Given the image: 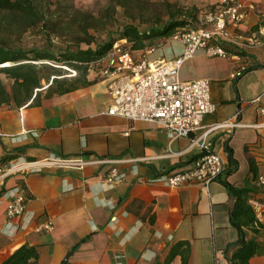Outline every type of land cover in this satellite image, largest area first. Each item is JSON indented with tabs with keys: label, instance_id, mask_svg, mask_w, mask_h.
Listing matches in <instances>:
<instances>
[{
	"label": "crops",
	"instance_id": "0c3cea01",
	"mask_svg": "<svg viewBox=\"0 0 264 264\" xmlns=\"http://www.w3.org/2000/svg\"><path fill=\"white\" fill-rule=\"evenodd\" d=\"M196 1L199 17L219 2ZM245 4L247 18L229 23L228 30L243 35L246 46L227 44L240 51L231 50L228 57L199 51L181 69L182 80L209 79L217 105L189 136L173 137L158 122L110 115L111 79L100 74L105 60L90 70L95 82L87 87L39 106L0 109L5 133L0 166L50 155L126 160L118 165L124 179L113 187L106 183L111 164L99 162L0 178V264L23 245L37 248V264H182L183 256L188 264H230L240 235L231 220L235 200L227 183L253 186L249 203H264V186L252 177L250 162L253 158L257 174H264V37L257 33L264 0ZM182 52L181 43L166 39L151 58L171 59ZM225 121L241 124L219 126ZM196 138L222 157L225 170L219 178L180 187L151 181L193 167L198 159L193 157L204 150L193 143ZM17 188L26 208L13 219L19 224L15 230L6 211L7 194ZM256 214L264 225V208ZM48 222L51 229L38 230ZM244 232L262 242L249 263L264 264V231L244 227Z\"/></svg>",
	"mask_w": 264,
	"mask_h": 264
},
{
	"label": "built area",
	"instance_id": "2783aa9c",
	"mask_svg": "<svg viewBox=\"0 0 264 264\" xmlns=\"http://www.w3.org/2000/svg\"><path fill=\"white\" fill-rule=\"evenodd\" d=\"M247 18L245 0H219L213 6L206 8L200 17L201 26L178 28L171 38L183 45V52L171 59H152L156 48L147 47L141 51L133 50L126 39L114 42L110 51L93 68L105 60L100 74L111 79L109 89L112 104L108 109L110 115H121L132 120L142 119L160 123L173 137L189 136L202 126L205 116L216 111L217 105L211 97V83L209 79L196 78L182 80L181 69L186 59L203 51L208 56L228 57L231 54L225 46L227 44L246 46L245 38L241 34L231 33L228 24H239ZM258 36L264 37V11L257 30ZM241 72H238L240 75ZM264 113V107L261 110ZM238 121H225L219 126L237 127ZM5 133L0 131V138ZM200 142L196 138L193 143ZM207 151L199 157L193 167L172 174L162 175L152 182H163L171 187L200 183L209 185L219 178L225 164L222 157L209 150L204 141L200 142ZM125 159L99 158L86 160L81 156L59 157L50 155L43 159L28 161L18 159L10 164L0 166V178L8 174H29L46 168L67 167L83 168L89 163L99 162L111 164L106 176V183L113 187L124 179L119 164ZM257 182L264 186V174H259ZM9 203L7 217L9 225L18 229L19 224L13 222L24 214L26 198L19 188L8 193ZM251 205L256 213L264 208V203L251 199ZM113 218L112 220H114ZM48 222L38 230L51 229Z\"/></svg>",
	"mask_w": 264,
	"mask_h": 264
},
{
	"label": "trees",
	"instance_id": "16d2710c",
	"mask_svg": "<svg viewBox=\"0 0 264 264\" xmlns=\"http://www.w3.org/2000/svg\"><path fill=\"white\" fill-rule=\"evenodd\" d=\"M133 0H118L128 8ZM168 18L156 17L151 21L126 23L114 30L106 27L98 30V22L88 12L63 10L61 0H0V109L42 105L45 99L70 93L95 82L89 79L90 70L112 48L115 41L126 38L133 50H143L155 39H169L178 28L195 27L200 8L197 4L178 5L164 1ZM132 12V11H130ZM144 11H140V14ZM65 14V15H64ZM141 20V17H140ZM16 21L23 31L38 30L42 35L39 44L25 46L13 42L3 33L4 23ZM74 34L65 42L53 41L52 35ZM86 44V46H84ZM229 51L232 47L225 46ZM240 52L239 50H234ZM9 62L8 65L3 63ZM207 150L195 155L201 157ZM234 161L233 150L229 149ZM251 172L257 180V167L253 158ZM234 198L232 222L239 229L238 248L231 256L230 264H250V258L262 245L256 238H248L244 227L255 234L264 231V225L249 203V192L254 187L227 183ZM38 251L34 246L23 245L14 251L2 264H37ZM182 264H188L183 256Z\"/></svg>",
	"mask_w": 264,
	"mask_h": 264
},
{
	"label": "rangeland",
	"instance_id": "374dc122",
	"mask_svg": "<svg viewBox=\"0 0 264 264\" xmlns=\"http://www.w3.org/2000/svg\"><path fill=\"white\" fill-rule=\"evenodd\" d=\"M165 0H133L129 3L128 8L118 4V0H61L63 10L67 8L64 5L72 6V9H79L84 12H88L90 15L96 18L98 22V30L91 29L92 33L97 34L100 28L105 26L107 30H114L119 26L126 23H140L141 21H151L156 17L162 19L168 18L167 7L164 4ZM171 3H177L178 5H192L197 4L200 8L199 3L196 0H168ZM208 8V7H206ZM144 11V14H140V11ZM205 10V9H204ZM203 10V11H204ZM132 11V12H130ZM65 15V14H64ZM141 17V20H140ZM200 18V17H199ZM195 22L194 26L199 24L200 20ZM1 20V19H0ZM3 33L7 38L13 42L21 41L25 46L32 47L34 44H39L42 40V35L38 30L23 31L19 24L14 21L10 23H4L2 27ZM74 35V34H72ZM72 35L64 34L63 36L52 35L53 41L65 42L71 39ZM167 40H173L169 38ZM164 39H155L152 44H148L147 47L154 46L158 48L161 46ZM86 46V44H84ZM146 47V48H147ZM139 54V53H136ZM168 55L167 52H165Z\"/></svg>",
	"mask_w": 264,
	"mask_h": 264
},
{
	"label": "bare ground",
	"instance_id": "6f19581e",
	"mask_svg": "<svg viewBox=\"0 0 264 264\" xmlns=\"http://www.w3.org/2000/svg\"><path fill=\"white\" fill-rule=\"evenodd\" d=\"M9 64V62H5V63H3V65L5 66V65H8Z\"/></svg>",
	"mask_w": 264,
	"mask_h": 264
}]
</instances>
